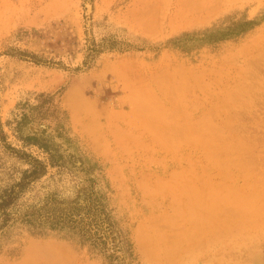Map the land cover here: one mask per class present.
<instances>
[{"label": "rangeland", "instance_id": "1", "mask_svg": "<svg viewBox=\"0 0 264 264\" xmlns=\"http://www.w3.org/2000/svg\"><path fill=\"white\" fill-rule=\"evenodd\" d=\"M263 206L264 0H0V264H264Z\"/></svg>", "mask_w": 264, "mask_h": 264}, {"label": "bare ground", "instance_id": "2", "mask_svg": "<svg viewBox=\"0 0 264 264\" xmlns=\"http://www.w3.org/2000/svg\"><path fill=\"white\" fill-rule=\"evenodd\" d=\"M179 1H184V0H179ZM193 5H194V4H193ZM213 6H214V4H213ZM216 7H217V6H216ZM191 11H192V10H191ZM194 13H195V12H194ZM159 14H160V13H159ZM157 16H159V15H157ZM157 16H156V17H157ZM180 16H181V14H180ZM186 16H187V15H186ZM188 16H189V15H188ZM206 16H207V15H206ZM174 17H175V16H174ZM181 18H182V17H181ZM184 18H185V17H184ZM184 18H182V19H184ZM172 19H173V18H172ZM179 19H180V17H179ZM170 20H171V19H170ZM177 29H178V28H177ZM151 116H152V115H151ZM159 118H160V117H159ZM159 121H160V120H159ZM155 122H156V120H155ZM161 122H162V121H161ZM153 123H154V122H153ZM76 125H77V124H76ZM220 125H221V124H220ZM218 126H219V125H218ZM166 127H167V126H166ZM212 127H213V126H212ZM148 133H149V132H148ZM162 140H163V139H162ZM134 141H135V140H134ZM94 148H95V147H94ZM97 148H98V146H97ZM212 183H213V182H212ZM204 186H205V185H204ZM206 186H207V185H206ZM223 186H224V185H223ZM211 187H212V186H211ZM212 188H213V187H212ZM212 188H211V189H212ZM161 189H162V188H161ZM211 189H210V191H213V190H214V189H212V190H211ZM202 190H203V189H202ZM215 190H216V189H215ZM215 190H214V191H215ZM230 190H231V189H230ZM230 190H228V192H229ZM210 191H208V193H209ZM218 191H219V190H218ZM216 192H217V191H216ZM219 192H221V191H219ZM213 193H215V192H213ZM213 193H212V194H213ZM217 194H218V193H217ZM236 194L238 195V193H236ZM209 195H210V194H209ZM213 196H214V195H213ZM227 196H228V195H227ZM186 197H187V196H186ZM207 197H208V199H209L210 196H207ZM220 197H221V196H220ZM238 197H240V196L238 195ZM210 198H211V197H210ZM218 198H219V197H218ZM187 199H188V198H187ZM212 199H213V198H212ZM222 199H224V198H222ZM229 199H230V197H229ZM214 200H215V199H214ZM219 200H221V199H219ZM211 201H212V200H211ZM221 201H222V200H221ZM232 201H233V200H232ZM253 201L255 202V200H253ZM204 203H205V202H204ZM213 203H214V201H213ZM222 203H223V201H222ZM229 203H230V201H229ZM192 204H193V203H192ZM210 204H212V203H210ZM216 204H217V202L215 203V205H216ZM252 204H254V203H252ZM187 205H188V204H187ZM193 205H194V204H193ZM193 205H191V206H193ZM205 205H206V203H205ZM212 205H213V204H212ZM225 205H226V204H225ZM229 205H230V204H229ZM247 205H248V204H247ZM255 205H256V204H255ZM179 206H180V204H179ZM216 206H217V205H216ZM230 206H231V205H230ZM238 206H239V205H238ZM238 206H236V207H238ZM245 207H246V206H245ZM263 207H264V206H263ZM263 207H262V208H263ZM179 208H180V207H179ZM205 208H207V207H205ZM243 208H244V207H243ZM247 208H248V207H247ZM196 209H197V208H196ZM199 209H200V208H199ZM207 209H208V208H207ZM207 209H206V211H209V209H208V210H207ZM210 209H211V208H210ZM226 209H227V208H226ZM232 209H234V207H233ZM241 209H242V208H241ZM259 209H260V208H258V210H259ZM175 210H176V209H175ZM194 210H195V209H194ZM213 210H214V209H213ZM235 210H236V209H235ZM242 210H243V209H242ZM242 210H241V211L239 210V211L242 213ZM197 211H198V210H197ZM199 211H200V210H199ZM228 211H230V208L228 209ZM231 211H232V210H231ZM239 211L237 210V212H239ZM261 211H262V210H261ZM263 211H264V210H263ZM189 212H191V210H189ZM189 212H188V213H189ZM201 212H202V211H201ZM245 212H246V211H245ZM257 212H258V211H257ZM259 212H260V211H259ZM209 213H210V212H209ZM232 213H233V212H232ZM232 213H231V214H232ZM243 213H244V212H243ZM253 213H255V212H253ZM194 214H195V213H194ZM194 214H193V215H194ZM221 214H223V213H221ZM246 214H247V213H246ZM256 214H257V213H256ZM195 215H196V214H195ZM209 215H210V214H209ZM212 215H213V214H212ZM197 216H198V215H197ZM197 216H196V217H197ZM214 216H215V215H214ZM233 216H234V215H233ZM239 216H240V215H239ZM243 216H245V214H244ZM199 217H200V216H199ZM210 217H212V216L210 215ZM215 217H216V216H215ZM217 217H218V216H217ZM223 217H224V216H223ZM234 217H235V216H234ZM234 217H233L232 219H235ZM194 218H195V216H194ZM220 218H221V217H220ZM226 218H228V217L226 216ZM226 218H225V220H226ZM156 219H157V218H156ZM165 219H166V218H165ZM189 219H190V218H189ZM196 219H197V218H196ZM200 219H201V218H200ZM200 219H198V220H200ZM202 219H203V217H202ZM212 219H213V218H212ZM238 219H239V218H238ZM182 220H183V219H182ZM203 220H204V219H203ZM213 220H214V219H213ZM246 220H250V219H246ZM200 221H201V220H200ZM218 221H219V220H218ZM226 221H227V220H226ZM231 221H232V220H231ZM237 221H238V220H237ZM237 221H236V223H237ZM188 222H189V221H188ZM190 222H191V219H190ZM194 222H195V219H194ZM204 222H205V221H204ZM223 222H224V220H223ZM223 222H222V223H223ZM229 222H230V221H228L227 225L229 224ZM233 222H234V221H233ZM233 222H232V223H233ZM242 222H243V221H242ZM148 223H149V222H148ZM154 223H155V222H154ZM195 223H196V222H195ZM195 223H192V224H195ZM215 223H216V222H215ZM222 223H221V224H222ZM230 223H231V222H230ZM232 223H231V225H232ZM192 224H191V225H192ZM202 224H203V223H202ZM210 224H211V223H210ZM238 224H239V223H238ZM238 224H237V225H238ZM243 224H244V223H243ZM208 225H209V224H208ZM214 225H215V224H214ZM233 225H234V224H233ZM244 225H245V224H244ZM161 226H162V225H161ZM196 226H199V224L196 225ZM204 226H205V225H204ZM212 226H213V225H212ZM221 226H223V225H221ZM228 226H229V225H228ZM235 226H236V224H235ZM159 227H160V226H159ZM163 227H164V226H163ZM193 227H195V225H193ZM209 227H210V225H209ZM215 227H216V226H215ZM230 227H231V226H230ZM238 227H239V225H238ZM160 228H161V227H160ZM195 228H200V227H195ZM202 228H204V227L202 226ZM232 228H233V226H232ZM248 228H249V227H248ZM193 229H194V228H193ZM210 229H211V228H209V230H210ZM229 229H231V228H229ZM234 229H235V228H234ZM194 230H196V229H194ZM204 230H206V229L204 228ZM243 230H244V229H243ZM251 230H252V229H251ZM159 231H161V230H159ZM201 231H202V230H201ZM247 231H248V230H247ZM185 232H186V231H185ZM185 232H184V233H185ZM222 232H223V231H222ZM222 232H221V233H222ZM224 232H225V231H224ZM224 232H223V233H224ZM228 232H229V231H228ZM242 232H243V231H242ZM245 232H246V231H245ZM211 233H212V231H211ZM252 233H253V232H252ZM136 234H137V233H136ZM143 234H144V233H143ZM219 234H220V233H219ZM203 235H204V234H203ZM213 235H214V234H213ZM217 235H218V234H217ZM180 236H182V235H180ZM180 236H179V237H180ZM183 236H184V235H183ZM206 236H207V235H206ZM215 236H216V235H215ZM215 236H213V237L210 236V238H214ZM220 236H221V235H220ZM220 236H219V237H220ZM169 237H170V236H169ZM217 237H218V236H217ZM219 237H218V238H219ZM158 238H159V237H158ZM158 238H157V239H158ZM172 238H173V237H172ZM190 238H191V237H190ZM215 238H216V237H215ZM261 238H263V237H261ZM261 238H260V239H261ZM183 239H184V237H183ZM195 239H196V238H195ZM154 240H156V239H154ZM175 240H176V239H175ZM175 240H173V241L176 242ZM177 240H178V239H177ZM186 240H187V239H186ZM192 240H193V239H192ZM207 240H208V239H207ZM194 241H195V240H194ZM208 241H209V240H208ZM252 241H253V240H252ZM177 242H178V241H177ZM188 242H189V241H188ZM190 242H191V241H190ZM195 242H196V241H195ZM198 242H199V241H198ZM216 242H217V241H216ZM162 243H163V242H162ZM162 243H161V244H162ZM165 243H166V242H165ZM170 243H171V242H169V244H170ZM181 243H182V242H181ZM185 243H186V242H185ZM185 243H184V244H185ZM206 243H207V242H206ZM252 243H253V242H252ZM169 244H168V246H169ZM220 244H221V243H220ZM261 244H262V243H261ZM147 245H148V244H147ZM170 245H171V244H170ZM180 245H181V244H180ZM199 245H200V244H199ZM256 245H257V244H256ZM159 246L161 247L162 245H159ZM225 246H226V245H225ZM225 246H224V247H225ZM259 246H260V245H259ZM259 246H258V247H259ZM160 247H159V248H160ZM162 247H163V246H162ZM173 247H174V246H173ZM173 247H172V248H173ZM258 247H257V248H258ZM169 248H170V247H169ZM208 248H209V247H208ZM211 248H212V247H211ZM157 249H158V248H157ZM177 249H178V247H177ZM179 249H180V248H179ZM201 249H202V248H201ZM205 249H206V248H205ZM263 249H264V248H263ZM152 250H153V249H152ZM164 250H165V249H164ZM171 250H172V249H171ZM195 250H196V249H195ZM150 251H151V250H150ZM261 251H262V249H261ZM38 252H39V251H38ZM170 252H171V251H170ZM254 252H255V251H254ZM254 252H253V253H254ZM159 253H160V252H159ZM175 253H176V252H175ZM30 254H32V253H30ZM39 255H40V254H39ZM45 255H46V258H48V259L50 260V257H49L50 254L46 253ZM154 255H155V254H154ZM237 255H238V254H237ZM253 255H254V254H253ZM155 256H156V255H155ZM167 256H169V254H168ZM170 256H172V255H170ZM54 258H55V257L53 256V257L51 258V260H53ZM165 258H167V257L165 256ZM171 258H172V257H171ZM259 259H260V256H259ZM57 264H59V263H57Z\"/></svg>", "mask_w": 264, "mask_h": 264}, {"label": "trees", "instance_id": "3", "mask_svg": "<svg viewBox=\"0 0 264 264\" xmlns=\"http://www.w3.org/2000/svg\"><path fill=\"white\" fill-rule=\"evenodd\" d=\"M42 148H45V145L42 146ZM45 149L48 150L47 148H45ZM48 152L51 154V158L54 159V154L51 153L50 150H48ZM36 163L38 164L36 166L38 169L26 172L24 174L22 181L17 184V186H16L17 188L18 187L23 188L27 183H31L32 181L37 179L38 176L46 173V165H44L43 163H41L39 161H36ZM16 187L10 189L9 191H7L5 193L3 200L1 202V207H8L14 202V200L16 198V194L18 193V191H16Z\"/></svg>", "mask_w": 264, "mask_h": 264}]
</instances>
